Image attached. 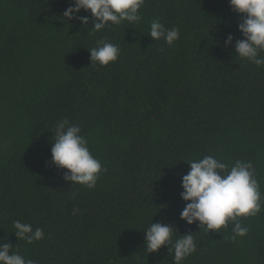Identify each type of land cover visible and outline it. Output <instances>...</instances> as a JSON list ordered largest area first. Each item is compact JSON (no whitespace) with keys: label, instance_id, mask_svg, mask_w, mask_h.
I'll list each match as a JSON object with an SVG mask.
<instances>
[{"label":"trees","instance_id":"trees-1","mask_svg":"<svg viewBox=\"0 0 264 264\" xmlns=\"http://www.w3.org/2000/svg\"><path fill=\"white\" fill-rule=\"evenodd\" d=\"M69 3L0 0V238L36 264H173L166 247L144 249L152 219L193 232L183 264H264V209L240 218L250 231L236 242L231 223L207 232L180 218L183 160L204 155L251 161L264 203V66L224 46L228 33L242 38L241 14L228 0H145L138 24L93 31L63 17ZM154 19L180 38L153 41ZM101 40L120 55L92 66ZM63 119L107 169L93 189L50 163ZM18 219L44 238L17 239Z\"/></svg>","mask_w":264,"mask_h":264},{"label":"clouds","instance_id":"clouds-1","mask_svg":"<svg viewBox=\"0 0 264 264\" xmlns=\"http://www.w3.org/2000/svg\"><path fill=\"white\" fill-rule=\"evenodd\" d=\"M145 0H70L64 10L63 17L68 20L79 19L86 26L92 21L93 31L105 27L138 24L142 17L139 9ZM230 8L241 14L237 30L242 38H234L228 33L224 38V46L231 45L235 55L242 60L264 66V0H228ZM83 9L90 10V15L78 16ZM147 34L153 41L163 40L171 46L180 38L176 27L166 28L159 20H152ZM90 65L107 66L115 62L120 55L118 45L101 40L93 48H89ZM50 148V163L59 169H67L63 178L71 184L77 183L88 189L96 186L97 180L104 168L99 159L95 158L89 149L88 139L81 134L79 125L67 119L60 120L55 125L54 139ZM180 161V160H179ZM189 165V170L181 176L180 197L185 206L180 212V218L188 224L199 223V228L205 231L219 232L232 224L230 241L236 242L238 237H245L250 231L242 224L241 217H254L264 209L260 184L255 176L251 161L237 159L226 162L212 155L202 158L183 160ZM79 209L74 208L73 214ZM13 233L16 238L28 244L44 238V229L33 228L30 223L13 221ZM193 232L179 234L170 223L152 222L144 230V249L147 253L157 252L162 246L173 254V264H183V261L196 251ZM175 236V239H174ZM0 238V264H36L33 259L23 257L18 250H13L11 243Z\"/></svg>","mask_w":264,"mask_h":264}]
</instances>
